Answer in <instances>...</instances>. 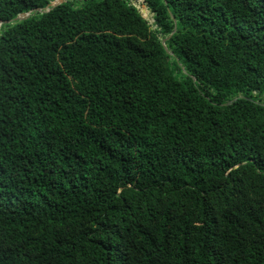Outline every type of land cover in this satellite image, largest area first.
<instances>
[{
  "label": "trees",
  "instance_id": "16d2710c",
  "mask_svg": "<svg viewBox=\"0 0 264 264\" xmlns=\"http://www.w3.org/2000/svg\"><path fill=\"white\" fill-rule=\"evenodd\" d=\"M56 1L0 0V264H264V0Z\"/></svg>",
  "mask_w": 264,
  "mask_h": 264
},
{
  "label": "rangeland",
  "instance_id": "374dc122",
  "mask_svg": "<svg viewBox=\"0 0 264 264\" xmlns=\"http://www.w3.org/2000/svg\"><path fill=\"white\" fill-rule=\"evenodd\" d=\"M140 2H141V4H139V3L133 4V6L136 7L137 9H139L141 11V13H143V14H144V11L146 9L148 11V14H145L146 19L151 22L152 17L150 15V11H149L148 7L145 5L144 1H140Z\"/></svg>",
  "mask_w": 264,
  "mask_h": 264
},
{
  "label": "water",
  "instance_id": "95a60500",
  "mask_svg": "<svg viewBox=\"0 0 264 264\" xmlns=\"http://www.w3.org/2000/svg\"><path fill=\"white\" fill-rule=\"evenodd\" d=\"M64 1H65V0H59V1H56L55 3H53V5L50 6V8H55L56 6L61 5L62 3H64ZM135 8H136V7H135ZM141 14H143V13H141ZM143 16H144L145 19H146L145 13L143 14ZM22 19H24V17H19L17 20H22ZM240 100H242V99H240Z\"/></svg>",
  "mask_w": 264,
  "mask_h": 264
},
{
  "label": "bare ground",
  "instance_id": "6f19581e",
  "mask_svg": "<svg viewBox=\"0 0 264 264\" xmlns=\"http://www.w3.org/2000/svg\"><path fill=\"white\" fill-rule=\"evenodd\" d=\"M133 4H134V3H133ZM139 4H141V2H140Z\"/></svg>",
  "mask_w": 264,
  "mask_h": 264
},
{
  "label": "clouds",
  "instance_id": "9594fccd",
  "mask_svg": "<svg viewBox=\"0 0 264 264\" xmlns=\"http://www.w3.org/2000/svg\"><path fill=\"white\" fill-rule=\"evenodd\" d=\"M146 5V4H145ZM147 6V5H146Z\"/></svg>",
  "mask_w": 264,
  "mask_h": 264
}]
</instances>
